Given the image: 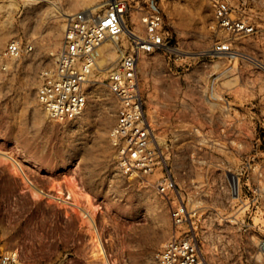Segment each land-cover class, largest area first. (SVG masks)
I'll return each instance as SVG.
<instances>
[{
  "label": "rangeland",
  "instance_id": "rangeland-1",
  "mask_svg": "<svg viewBox=\"0 0 264 264\" xmlns=\"http://www.w3.org/2000/svg\"><path fill=\"white\" fill-rule=\"evenodd\" d=\"M227 1L234 15L255 21V34L234 37L216 26L212 0L161 7L171 50L141 55L138 63L161 161L143 180L120 173L110 141L117 100L106 76L118 57L95 68L77 118L53 121L36 98L39 73L61 46L66 14L103 10L107 0H0V52L12 40L32 46L0 63V252L16 251L25 264H103L102 247L110 264H158L175 233L191 235L206 264H264V0ZM130 18L128 28L143 35L139 13ZM127 37L115 39L119 50L129 46ZM217 40L250 58L239 56L234 65L252 104L243 111L255 123L222 122L217 102L207 103L202 125L174 119L183 112L174 108L175 73L189 62L215 72L218 58L210 50ZM168 178L175 189L162 194L158 187ZM27 179L48 195L35 196ZM180 205L189 216L175 227L170 210Z\"/></svg>",
  "mask_w": 264,
  "mask_h": 264
},
{
  "label": "built area",
  "instance_id": "built-area-1",
  "mask_svg": "<svg viewBox=\"0 0 264 264\" xmlns=\"http://www.w3.org/2000/svg\"><path fill=\"white\" fill-rule=\"evenodd\" d=\"M168 0H107L103 10L75 12L68 16L62 43L52 65L38 76L36 98L47 117L56 122L80 116L87 105L86 84L95 70L96 48L105 40L117 38L131 23V11L139 13L144 34L127 37L129 46L120 51L117 63L107 70L106 84L117 100L110 141L115 149L120 173L127 178L145 179L160 161L159 147L143 110L144 100L138 77L141 55L171 50L172 37L165 28L161 7ZM216 26L237 37L257 32L255 21L234 15L227 0H212ZM32 50L31 45L10 41L0 52V63ZM213 56H232L229 42L217 40L210 50ZM175 189L168 178L158 191ZM174 226L187 220L182 206L170 210ZM158 264H206L194 238L189 234L169 238L157 254ZM0 264H25L16 251L0 252Z\"/></svg>",
  "mask_w": 264,
  "mask_h": 264
},
{
  "label": "crops",
  "instance_id": "crops-1",
  "mask_svg": "<svg viewBox=\"0 0 264 264\" xmlns=\"http://www.w3.org/2000/svg\"><path fill=\"white\" fill-rule=\"evenodd\" d=\"M239 56L246 57L236 51L232 56H217L215 72L192 67L189 62L185 63L181 71L175 73L174 108L183 110L175 115L177 122L202 125L207 120V103L217 102L219 109L225 111L221 116L222 122L225 120V123L232 124L243 120L248 124L255 123L249 112L243 111L250 110L252 104L245 92L242 93L245 83L234 65L235 58L238 59Z\"/></svg>",
  "mask_w": 264,
  "mask_h": 264
},
{
  "label": "bare ground",
  "instance_id": "bare-ground-1",
  "mask_svg": "<svg viewBox=\"0 0 264 264\" xmlns=\"http://www.w3.org/2000/svg\"><path fill=\"white\" fill-rule=\"evenodd\" d=\"M69 16V15H71V14H66V16ZM121 34H127L129 37H132V36H134L136 33L135 32H133V31H131V30H127V29H125V28H123V31L121 32ZM120 34V35H121ZM119 35V36H120ZM116 38H114V39H110V40H115ZM106 41V40H105ZM104 41V42H105ZM116 42H118L117 40H115V41H113V43L112 44H110V43H104V44H100L97 48H96V53H95V68L97 69V67L99 68V69H101V67H100V65L101 64H103V62H105V61H115L116 59H117V57H119L117 54V52H118V45H117V43ZM122 49H120L119 50V55H120V51H121ZM106 57V58H105ZM97 58V59H96ZM97 60H98V63H97ZM3 156H4V158H6V160H10V162H11V164H12V167L14 168V170H15V172L17 173V174H21V175H24V173H23V170H22V168H21V165L16 161V160H14L13 159V157H11L9 154H3ZM27 181V184H28V186L30 187V189L32 190V193L35 195V196H40V195H48V193H46L44 190H42V189H40V188H38L37 186H35L34 185V182H32V181H30V180H26ZM67 198H69V196L68 197H64L63 198V200L65 201ZM88 220H89V222H90V225H91V217H89L88 216ZM93 222V221H92ZM97 236H99L98 234H97ZM101 252H102V254H103V259H104V261H103V264H110L109 263V261H108V259H107V257H106V254H105V252H104V250H103V248L101 247Z\"/></svg>",
  "mask_w": 264,
  "mask_h": 264
}]
</instances>
